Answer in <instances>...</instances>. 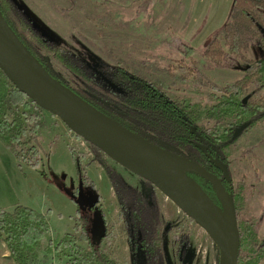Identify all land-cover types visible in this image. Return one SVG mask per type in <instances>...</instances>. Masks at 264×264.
I'll return each mask as SVG.
<instances>
[{"label":"rangeland","instance_id":"374dc122","mask_svg":"<svg viewBox=\"0 0 264 264\" xmlns=\"http://www.w3.org/2000/svg\"><path fill=\"white\" fill-rule=\"evenodd\" d=\"M13 1L39 31L56 44L69 48L113 87L104 71L109 66L122 64L131 72L159 82L170 97L200 101L205 105L211 104V93L221 95L227 86L244 75L245 61L240 57L228 54V60L235 68H227L215 65L203 55L204 46L213 36H217L224 50L227 49L220 31L229 19L221 23L226 14L225 0ZM205 1L209 14H195L196 5H203ZM230 5L232 3L227 10L231 9ZM197 15L200 19H196ZM202 27L210 28V34L202 31ZM262 33L264 37V31ZM186 46L194 49L191 55L194 62L182 52L187 49ZM244 55L247 59L257 60L264 56V49L252 42ZM46 57L51 70L66 83L83 88L82 82L65 67L50 56ZM83 90L86 91L85 88ZM244 95L264 100V88L252 84ZM32 110L39 113L42 122L37 137L42 161L36 169L19 165L14 154L0 143L1 207L11 210L16 204H22L43 213L50 208L48 221L54 238L66 231H74L76 206L71 201L74 198L87 220L86 227L94 243L100 241L102 219L97 208H101L113 228L111 244H102V247L121 263L133 264L131 244L123 223L118 219L119 202L104 169L98 163L100 156L129 187L144 196L149 206L154 204L152 195L157 198L165 219L163 264H176L180 249L177 237L183 232L187 233L188 240V246L182 253L185 264H220V251L215 242L173 201L102 151L105 156L99 154L87 141L80 144V137L58 116L44 109H34L33 105L26 111ZM213 123L200 122L208 127ZM157 144L187 156L173 145L160 140H157ZM69 147L82 155L83 171L95 183L100 195L98 200L96 191L79 181ZM225 153L233 192L241 191V201L236 210L238 227L255 223L259 239L264 240V120L244 129ZM93 204L97 208H92ZM147 220L155 221L152 211ZM80 245L86 247V243L80 242ZM64 261L46 257L39 264H63ZM0 264H14L1 240Z\"/></svg>","mask_w":264,"mask_h":264},{"label":"trees","instance_id":"16d2710c","mask_svg":"<svg viewBox=\"0 0 264 264\" xmlns=\"http://www.w3.org/2000/svg\"><path fill=\"white\" fill-rule=\"evenodd\" d=\"M0 21L14 32L53 77L101 112L153 143L157 144V140H160L175 146L218 175L226 190L232 193L235 209L238 210L241 191L233 192L231 179L222 176L214 159L218 157L228 164L225 152L236 140L231 143L228 141L239 126L247 121H251L249 126H253L264 120V100L246 96L243 102L244 93L250 85L257 84L264 88V56L251 60L244 55L252 42L264 49V0H233L229 19L220 30L227 49L219 45L217 36H213L204 46L202 51L205 58L219 67L235 68L228 60V54L245 61L244 75L227 86L221 95L211 93V104L205 105L200 101L170 97L159 82L131 72L122 64L109 66L104 71L113 87L69 48L56 44L39 31L13 0H0ZM186 48L182 52L191 59L194 49L190 46ZM47 55L78 78L83 88L71 86L53 72ZM212 87L217 89V86ZM31 105L34 109L42 110L0 70V143L14 154L19 165L36 169L42 161L37 144L42 122L39 113L26 111ZM202 121L214 123L208 127L200 124ZM92 147L105 156L98 148ZM69 152L79 181L95 190L98 200L100 195L95 183L83 171L82 155L72 147H69ZM98 158L119 202L118 219L123 223L131 244L133 264H163L165 219L157 198L152 195L154 204L149 206L140 192L129 187L102 157ZM188 176L200 187L203 203L210 200L220 205L208 181L193 173ZM76 192L77 188L73 193ZM71 201L76 206L74 231H66L54 238L48 221L50 208L43 213L22 204H16L11 210L0 206V240L14 264H39L42 252L45 258L51 256L59 262L65 259L63 264H123L107 254L102 247V244H111L113 235V228L103 211H100V216L104 232L99 243H94L79 205L73 198ZM151 211L155 214L154 222L147 220ZM257 227L255 223H245L238 227L240 245L237 264H264V240L259 239ZM177 238L180 249L176 264H185L182 253L188 246L187 233L183 232ZM80 242L86 243V247L80 245Z\"/></svg>","mask_w":264,"mask_h":264},{"label":"water","instance_id":"95a60500","mask_svg":"<svg viewBox=\"0 0 264 264\" xmlns=\"http://www.w3.org/2000/svg\"><path fill=\"white\" fill-rule=\"evenodd\" d=\"M0 23L3 26H0V70L15 87L40 108L58 116L77 136L173 201L215 242L220 251V264H237L240 235L236 209L232 193L226 190L222 179L190 157L153 143L101 112L53 77L14 32ZM250 123L240 125L228 142L238 138ZM192 130L195 132V127ZM215 162L222 176L230 180L227 164L219 158ZM189 173L211 184L220 205L210 200L202 202V191Z\"/></svg>","mask_w":264,"mask_h":264},{"label":"crops","instance_id":"0c3cea01","mask_svg":"<svg viewBox=\"0 0 264 264\" xmlns=\"http://www.w3.org/2000/svg\"><path fill=\"white\" fill-rule=\"evenodd\" d=\"M232 1L233 0H225V4H224V8L226 9V11H225V15H224V17L222 18V24L226 21V19H228V17H229V15H230V12H231V9L230 10H227V6L230 4V3H232ZM197 6V8L195 7L194 8V11H195V14H200V13H208L209 14V10H208V7H207V2L205 1V3L202 5H200L199 3L196 5ZM232 5H230V7H231ZM196 19H200V17L197 15L196 16ZM218 27H220V26H218ZM210 28H204V27H202V31H206V34L208 35V34H210ZM77 202V201H76ZM79 205V204H78ZM101 222H102V220H101ZM103 222L101 223V226H100V233H102V231H103ZM6 248V247H5ZM7 250V249H6ZM8 252V251H7ZM45 259V254L42 252V254H41V256H40V261H42V260H44ZM48 259H51V256H48Z\"/></svg>","mask_w":264,"mask_h":264},{"label":"flooded vegetation","instance_id":"af4514ba","mask_svg":"<svg viewBox=\"0 0 264 264\" xmlns=\"http://www.w3.org/2000/svg\"><path fill=\"white\" fill-rule=\"evenodd\" d=\"M241 77H242V76H241ZM241 77H240V78H241ZM238 79H239V78H238ZM248 97H249V96H248ZM245 129H246V128H245ZM241 134H242V133H241ZM239 137H240V136H239ZM239 137H238V138H239ZM238 138H236L235 140H237ZM233 141H234V140H232L231 142H233ZM231 142H228V143H231ZM229 147H230V146H229ZM216 154H217V153H216ZM216 154H215V155H216ZM216 156H217V155H216ZM216 159H218V157H216V158L214 159V162H215ZM219 159H220V158H219ZM220 160H222V159H220ZM224 163H225V162H224ZM215 164H216V162H215ZM226 164H227V163H226ZM216 165H217V164H216ZM217 166H218V165H217ZM227 166H228V164H227ZM218 167H219V166H218ZM219 168H220V167H219ZM220 171H221V169H220ZM221 174H222V173H221ZM78 179H79V178H78ZM108 180H109V179H108ZM111 186H112V185H111ZM73 199H74V198H73ZM74 200H75V199H74ZM75 201H76V200H75ZM92 208H97V207H96V205L93 204V205H92ZM97 209H99V210L101 211V208H97ZM236 212H237V211H236ZM102 222H103V221H102ZM103 227H104V225H103ZM103 232H104V228H103V231H102V233H101V236L103 235ZM101 236H100V239H101Z\"/></svg>","mask_w":264,"mask_h":264},{"label":"built area","instance_id":"2783aa9c","mask_svg":"<svg viewBox=\"0 0 264 264\" xmlns=\"http://www.w3.org/2000/svg\"><path fill=\"white\" fill-rule=\"evenodd\" d=\"M79 140H80V144H84V139L83 138L81 139V137H80ZM195 188H197V185L196 184H195Z\"/></svg>","mask_w":264,"mask_h":264}]
</instances>
